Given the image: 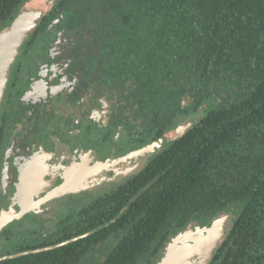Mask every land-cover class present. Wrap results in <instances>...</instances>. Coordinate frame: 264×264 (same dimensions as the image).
<instances>
[{
    "label": "trees",
    "instance_id": "16d2710c",
    "mask_svg": "<svg viewBox=\"0 0 264 264\" xmlns=\"http://www.w3.org/2000/svg\"><path fill=\"white\" fill-rule=\"evenodd\" d=\"M23 1L0 0V30ZM59 6L80 8V18L88 15L119 36L135 91L159 119L158 137L187 110L201 116L185 118L195 123L138 174L81 207L75 233L66 225L63 237L38 246L100 229L1 264H81L98 243L107 244L100 264H149L188 221L230 206L235 220L210 264H264V0H60Z\"/></svg>",
    "mask_w": 264,
    "mask_h": 264
},
{
    "label": "flooded vegetation",
    "instance_id": "af4514ba",
    "mask_svg": "<svg viewBox=\"0 0 264 264\" xmlns=\"http://www.w3.org/2000/svg\"><path fill=\"white\" fill-rule=\"evenodd\" d=\"M59 1L41 17L22 44L0 101V221L2 217L7 219L0 226V264L6 259L48 249L34 250L56 244L60 245L49 249L62 247L74 241L80 235L38 246L63 237L64 227L73 228L81 207L138 174L158 153L119 184L112 187L114 184L101 180L89 189L91 178L120 164L119 157L126 156L123 151L140 149L160 138V128L156 125L159 119L140 97L142 93L135 91L137 79L128 71L130 61L124 49H117L119 36L107 35L100 22L88 15L86 19L80 18V8H61ZM140 99L144 101L142 105L138 103ZM101 112L105 113V119L100 117ZM192 114L191 109L187 110L183 119H196ZM169 129L170 126L166 132ZM83 135H87L86 142L79 144L78 139ZM62 143L71 150L91 145L99 161L89 163L90 166L85 161L84 168L103 166L85 180L79 177L84 168L67 177L55 176V182L45 192L44 175L38 172L37 162L15 189L2 185L1 168L6 152L16 149L13 156L24 155L27 149L36 148L47 153L59 149ZM111 145L118 149V157L100 159L98 150ZM88 155L92 156L90 150ZM65 182L71 186L59 191ZM23 207L27 208L25 212L14 217ZM72 232L76 231L72 229ZM106 245H93L81 264H100L107 252L103 248ZM159 254L160 250L150 258L149 264H154ZM136 264L147 262L139 259Z\"/></svg>",
    "mask_w": 264,
    "mask_h": 264
},
{
    "label": "rangeland",
    "instance_id": "374dc122",
    "mask_svg": "<svg viewBox=\"0 0 264 264\" xmlns=\"http://www.w3.org/2000/svg\"><path fill=\"white\" fill-rule=\"evenodd\" d=\"M58 1L24 0L13 19L5 26L9 27L12 24L15 30L12 41L6 35L0 37V70H2L4 63L7 61V57H9L8 61L10 63L8 70H6V79L9 77L11 65L25 39L39 24L41 17L51 10ZM101 113L100 117L105 119V113ZM183 116L184 114L178 115L176 117V125H174L175 128H172L173 125L170 126L171 129L162 137L144 144L140 149L123 151L128 157H119L121 158V162L117 167L114 166L106 170L107 172L104 171L100 176L91 178L88 181V184L91 185L89 189L95 188L98 181L101 180L108 182L110 185L114 184L112 185L113 187L122 182L126 177L137 173L153 155L167 147L195 123L194 121L183 123ZM89 136H93V134ZM121 137L119 136V138ZM86 139L87 135L79 137V144H84ZM113 146H108V148H103L102 150L99 149L98 151H101L99 154L100 159H116L118 157V149ZM16 148L21 152L18 145ZM37 148L40 149L41 147ZM89 150L92 152V156L90 157L88 155ZM14 151L17 150L14 149L12 152L5 153L4 165L1 168V183L5 188L12 187L15 189L21 178L29 174V169L31 170L36 167L37 162H39L38 172L44 175V188H46L55 182V176L67 177L71 172H78L84 168L85 161L89 166L91 163L99 161L91 145L86 149L78 147L75 150H71L66 143H62L60 148L55 149L53 152L49 150L46 153L44 150L40 151L36 148H30L27 149L26 154L20 153V155L16 156H13ZM46 190L47 188L45 192ZM78 205L76 204L77 208H79ZM9 209H12L11 205H9ZM235 217L236 207L230 206L208 217L200 216L188 221L183 227L172 233L164 242L154 264H177L183 258V264H210L219 245L231 230ZM19 239L17 238V241ZM12 245L14 246V243ZM103 253H105L104 249ZM98 259L96 257V260Z\"/></svg>",
    "mask_w": 264,
    "mask_h": 264
},
{
    "label": "water",
    "instance_id": "95a60500",
    "mask_svg": "<svg viewBox=\"0 0 264 264\" xmlns=\"http://www.w3.org/2000/svg\"><path fill=\"white\" fill-rule=\"evenodd\" d=\"M0 37H4L3 35H6L8 37H10V40L12 41L14 35H15V30L13 29L12 27V24L9 26V27H4L3 29L0 30ZM9 57H7V61L4 63V66L2 68V70H0V101H1V97H2V93H3V90L6 86V82H7V79H6V70H8V67H9ZM202 110V109H200ZM198 117V116H196ZM140 151V150H139ZM103 164H100L99 166L97 167H92V168H84L83 171H81L79 174V177L80 179L82 180H85L87 177L95 174V172L97 173L99 170H100V167H102ZM74 180V178L72 179V181ZM75 183V181H74ZM76 184V183H75ZM71 186V183H68V182H65L62 184V186L59 188V191H64L67 187ZM27 208L26 207H23L21 211L17 212L14 217H18L20 216L23 212H25ZM7 219H5L4 217H2L1 221H0V226H2L5 221ZM98 229H100V227L96 228V229H93L92 231L90 232H86L80 236H77L75 237L74 239H78V238H81V237H84V236H87L89 235L90 233L92 232H95L97 231ZM224 240V239H223ZM67 242V241H66ZM66 242H63L61 244H64ZM222 243V242H221ZM60 244H56V245H52V246H48V247H45V248H42V249H38V250H34V251H40V250H43V249H49V248H52V247H55V246H59ZM184 263V258L178 262L177 264H183ZM174 264V263H173Z\"/></svg>",
    "mask_w": 264,
    "mask_h": 264
}]
</instances>
